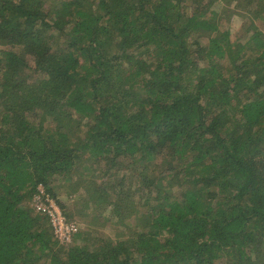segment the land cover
<instances>
[{"label": "trees", "instance_id": "obj_1", "mask_svg": "<svg viewBox=\"0 0 264 264\" xmlns=\"http://www.w3.org/2000/svg\"><path fill=\"white\" fill-rule=\"evenodd\" d=\"M255 20L264 0H0V264H264ZM85 157L117 228L63 250L23 202Z\"/></svg>", "mask_w": 264, "mask_h": 264}, {"label": "rangeland", "instance_id": "obj_2", "mask_svg": "<svg viewBox=\"0 0 264 264\" xmlns=\"http://www.w3.org/2000/svg\"><path fill=\"white\" fill-rule=\"evenodd\" d=\"M231 6V5H230ZM232 7V6H231ZM238 14H235L233 16V24H235V30L231 32L230 39H237L239 43H246L247 35L245 34L244 28L250 24V17L248 18H242L240 14H243L244 11L237 10ZM254 23L258 27L259 30L264 32V23L260 20H255ZM225 25V24H224ZM228 27V26H227ZM205 40V38H203ZM0 48H2V45H0ZM249 52H251L249 50ZM81 163V166L75 165L73 168V171L69 176H63L64 178H61V176H56L50 183L51 192H45L46 187L45 185H38L37 186V192L39 190H42L43 192L47 193L48 196H51L53 200L56 201V205L60 207L61 211L63 212L66 220L71 223H75L78 227L79 232L85 233L86 231H91L95 235H99V233H103L104 235H108L114 238V233L116 230V226L113 224L115 222H112L110 220H107L103 218V214H100V210L103 207L104 204H97L95 200L90 201L89 204L85 203L83 199L87 197V192L84 189V184L91 183L93 181H96V184L100 183L101 174H98L97 170L102 165V162L99 158L96 160L94 159H80L78 161ZM77 169L75 170V168ZM95 174H98V176H94ZM122 174H128V170L126 165L121 168V171L117 174H115V178H119L122 176ZM128 175H126L127 177ZM67 177V178H65ZM125 177H123L124 179ZM95 183V182H94ZM125 178L124 180V186L128 187V183ZM36 194V193H35ZM33 195L29 199H27L23 204L27 205V207L32 212V215L35 214L39 217V220L42 221L44 225H49V220L44 215H42L37 209L38 204L36 198L38 194ZM51 194H54L51 195ZM84 202V203H83ZM60 204H63V208ZM105 206V205H104ZM110 208V207H107ZM106 208V209H107ZM45 218V219H44ZM127 222H131V218L126 219ZM50 227V225H49ZM51 229V228H50ZM119 229L123 230V226H119ZM52 232V231H51ZM75 238H73V242L75 241ZM78 240V239H77ZM72 243V242H71ZM70 243V244H71ZM58 245L62 247L64 250L65 247H67L69 244H64L58 242ZM227 261L225 258H221L217 261V264H226Z\"/></svg>", "mask_w": 264, "mask_h": 264}, {"label": "built area", "instance_id": "obj_3", "mask_svg": "<svg viewBox=\"0 0 264 264\" xmlns=\"http://www.w3.org/2000/svg\"><path fill=\"white\" fill-rule=\"evenodd\" d=\"M38 192L36 198L37 202H39L37 210L48 218L54 238L64 244L71 242L73 235L78 232L77 225L66 220L55 200L42 190Z\"/></svg>", "mask_w": 264, "mask_h": 264}]
</instances>
